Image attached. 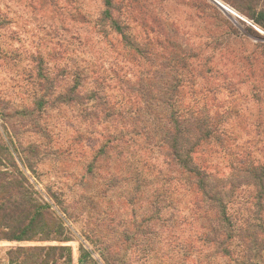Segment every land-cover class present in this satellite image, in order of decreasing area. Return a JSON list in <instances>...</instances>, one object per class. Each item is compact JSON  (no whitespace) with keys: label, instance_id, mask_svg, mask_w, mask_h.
<instances>
[{"label":"rangeland","instance_id":"374dc122","mask_svg":"<svg viewBox=\"0 0 264 264\" xmlns=\"http://www.w3.org/2000/svg\"><path fill=\"white\" fill-rule=\"evenodd\" d=\"M164 1L169 16L181 25L185 22L195 49L206 42L212 46L202 53L196 49L200 56L194 67H205L200 60L213 55L220 64H244L234 81L247 80L241 93L264 101V76L251 77L245 69V64H259L264 70V0ZM0 4L10 11L9 24L0 29V264H81L83 260L85 264H238L245 258L243 252L253 264H264V247L240 238L248 229L256 230L264 244L260 231L264 212L253 216L234 208L241 224L218 225L210 204L194 186L196 180L162 146L165 113L148 119L142 105L144 113L136 123L122 120L118 112L106 120L109 104L117 101L118 94L105 89V96L97 100L93 90L99 81L78 57L86 61L82 64L103 65L105 74L112 67L138 70L134 58L141 55L103 20V0H2ZM195 5L200 11L191 8ZM47 31L56 54L62 48L73 51L62 53L65 60L60 66L66 65L65 70L50 75L58 92L76 85L77 71L82 87L70 105L56 101L53 94L45 97L48 107L40 109L24 92L29 76L35 75L33 56ZM74 65L80 69L75 71ZM221 92L218 97L224 101L227 93ZM195 95L185 89L183 98L196 99ZM253 114L257 117V111ZM249 130L252 136L241 141L212 140L203 153L193 156V166L225 179L227 175L217 172L228 170L230 162H264L255 126ZM119 134L128 142L117 140ZM247 141L250 147L244 146ZM244 191L248 195L253 189ZM36 215L30 237L9 239ZM243 219H249L252 227ZM224 249L234 252L232 258Z\"/></svg>","mask_w":264,"mask_h":264},{"label":"trees","instance_id":"16d2710c","mask_svg":"<svg viewBox=\"0 0 264 264\" xmlns=\"http://www.w3.org/2000/svg\"><path fill=\"white\" fill-rule=\"evenodd\" d=\"M163 2L165 1L162 0L159 3L158 0H103L104 9L101 12L103 20L128 47L141 55L139 59L134 58L139 63L138 70L135 68L115 70L112 67L110 73L104 74L103 65L82 64L86 61L79 57L77 60L80 65L88 67L94 81H99L98 89L93 90L97 100L105 96L103 95L105 89L118 94L115 96L117 101L109 104L111 111L106 112L107 121H110L111 117L114 118V114L118 112L117 116L122 120L128 119L131 124L136 123L137 120L140 121V114L144 113L142 105H145L148 119L149 115L159 116L160 113H165L164 133L160 136L162 146H165L170 156L196 180L194 186L210 204L209 209L216 217L217 224L234 228L235 222L239 221L241 224L238 220L240 218L234 216V208L253 216H260L264 212V162L249 159L247 162L245 159L244 161L238 159L237 164L229 163L228 170L227 168L225 170L226 173L217 172L222 176L227 175V178L216 179L206 174L207 172L201 173L203 172L201 169L193 166V156L203 153L205 146H209L212 140L236 142L238 139L241 141L245 135L252 136L249 130L250 125L255 126L256 136L260 137L256 143H260L261 148L264 149L262 138L264 137V129H262L264 128V101L254 95L249 99L248 95L241 93L242 86L247 80L234 81V76L244 71V64L229 63L231 65H228V62L220 64L221 61H217L216 55H213L205 58L204 61L200 60L205 67H194L193 61L198 60L200 56L196 49L199 48L202 53L212 46L210 42H206L205 45H199L195 49L193 47L195 45L191 43L192 36H189V30H184L185 22L181 25L179 20L172 19L166 12ZM33 5L34 3L28 4L30 8ZM231 5L234 6V4ZM192 7L200 11V6ZM234 7L242 11L238 6ZM3 9L0 6V29L9 24L8 21L6 22L8 13H10L9 7L5 4ZM210 9L213 8L210 7ZM261 23L257 24L261 26ZM52 45V37L47 31L33 56L35 75L29 76L30 83L24 92L25 96L33 100V103L40 109L43 106L48 107L50 103L45 97L56 96V101L70 105V101L78 95V89L82 87L81 78H79L81 72L77 73L80 69L79 65H74L73 69L77 71L73 77L76 85L66 93L58 92V85H55L50 75L56 69H58L57 74L65 70L66 65L60 66V63L65 60L66 52L72 53L73 51L62 48L63 52L56 54ZM59 47L63 46L60 44ZM142 61L148 65L143 66ZM245 65L249 76L255 77L257 74L264 76V70L261 71L259 64ZM101 83L104 86L102 89L100 88ZM185 89L192 90L196 94V99L185 100L183 98ZM223 89L227 96L226 100L221 101L218 96ZM105 100L109 102L107 97ZM254 111H257V117L253 114ZM231 128H235V131ZM226 129L228 131H225ZM127 131L134 136L140 135L135 130ZM151 134L157 135V132L152 131ZM119 135L117 140L121 143L128 142L126 136ZM249 144L250 141H247L244 146L250 147ZM229 149L231 156H236L231 148ZM246 188H252L253 192L247 195L244 191ZM42 212L44 216L47 214L45 206ZM23 213L25 214V210ZM49 216L51 217V214ZM37 218H39L38 215L35 219H31L24 229L16 230L9 239L23 241L26 237H30L29 233L34 231ZM258 219L262 220V217ZM241 221L244 225L252 227L249 225V219ZM53 224H56L58 229L61 227L56 219ZM260 228L261 234L264 235V229ZM56 233L62 235V228ZM258 235L256 230L248 229L240 238L258 241L254 247L263 248L264 244L259 243ZM57 239L60 242L64 241L60 236ZM223 253L232 258L234 252L224 249ZM244 256L243 262H238V264H253L251 256L243 252L242 257ZM85 263L87 261L81 262V264Z\"/></svg>","mask_w":264,"mask_h":264},{"label":"water","instance_id":"95a60500","mask_svg":"<svg viewBox=\"0 0 264 264\" xmlns=\"http://www.w3.org/2000/svg\"><path fill=\"white\" fill-rule=\"evenodd\" d=\"M218 5L221 7V9L224 11V12H229V9H227L226 7L222 6L220 3H218Z\"/></svg>","mask_w":264,"mask_h":264}]
</instances>
